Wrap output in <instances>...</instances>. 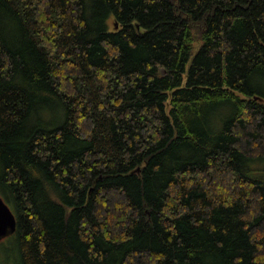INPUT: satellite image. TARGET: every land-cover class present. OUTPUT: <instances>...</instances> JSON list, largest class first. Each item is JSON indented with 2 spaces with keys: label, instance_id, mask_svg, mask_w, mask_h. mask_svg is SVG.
<instances>
[{
  "label": "trees",
  "instance_id": "1",
  "mask_svg": "<svg viewBox=\"0 0 264 264\" xmlns=\"http://www.w3.org/2000/svg\"><path fill=\"white\" fill-rule=\"evenodd\" d=\"M0 196L15 264H264V0H0Z\"/></svg>",
  "mask_w": 264,
  "mask_h": 264
},
{
  "label": "water",
  "instance_id": "2",
  "mask_svg": "<svg viewBox=\"0 0 264 264\" xmlns=\"http://www.w3.org/2000/svg\"><path fill=\"white\" fill-rule=\"evenodd\" d=\"M17 226V216L5 199L0 196V239L14 232Z\"/></svg>",
  "mask_w": 264,
  "mask_h": 264
},
{
  "label": "rangeland",
  "instance_id": "3",
  "mask_svg": "<svg viewBox=\"0 0 264 264\" xmlns=\"http://www.w3.org/2000/svg\"><path fill=\"white\" fill-rule=\"evenodd\" d=\"M199 43L200 41L196 44ZM18 258L17 247L10 233L0 239V264H15Z\"/></svg>",
  "mask_w": 264,
  "mask_h": 264
}]
</instances>
